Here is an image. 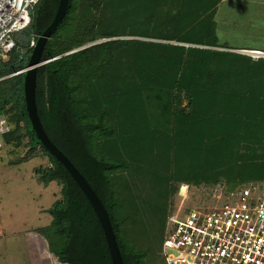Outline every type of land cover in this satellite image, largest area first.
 Here are the masks:
<instances>
[{"label":"trees","instance_id":"16d2710c","mask_svg":"<svg viewBox=\"0 0 264 264\" xmlns=\"http://www.w3.org/2000/svg\"><path fill=\"white\" fill-rule=\"evenodd\" d=\"M222 1L69 0L44 46L38 117L104 205L124 264H157L180 184L216 192L264 184V57L236 52L264 50L223 42L235 21L222 28ZM58 4L38 0L0 60V118L10 126L1 140L11 166L38 151L48 160L33 177L59 187L38 233L55 262L112 264L92 207L25 108L20 72Z\"/></svg>","mask_w":264,"mask_h":264},{"label":"built area","instance_id":"2783aa9c","mask_svg":"<svg viewBox=\"0 0 264 264\" xmlns=\"http://www.w3.org/2000/svg\"><path fill=\"white\" fill-rule=\"evenodd\" d=\"M37 2L0 0V60L16 49L15 36L29 26L30 10ZM35 44L32 40L29 48ZM248 52L254 59L264 57ZM9 130L0 118V140ZM189 189L180 184L179 197ZM161 252L166 264H264V184L223 192L211 205L180 206L167 219Z\"/></svg>","mask_w":264,"mask_h":264},{"label":"rangeland","instance_id":"374dc122","mask_svg":"<svg viewBox=\"0 0 264 264\" xmlns=\"http://www.w3.org/2000/svg\"><path fill=\"white\" fill-rule=\"evenodd\" d=\"M218 19L223 23L227 22L222 26V28L226 27V31L232 29L229 25L235 21L233 33L223 35V42L236 47L264 49V35H260V33L264 34V0H228L226 4L222 3L219 7ZM257 32L259 34L255 35ZM236 52L255 58V55L249 54L248 51L236 50ZM0 148V232L3 234L0 245L5 243L8 248V245L16 244L15 249H12L15 251L13 253L15 264H29L26 259L25 242L30 235H39L42 228L49 226L51 216L46 210L59 197V187L55 183L44 187L35 181L33 168L48 165V160L39 151L33 155L32 159L11 166L8 162L13 160V157L4 150L2 140H0ZM221 191L191 187L182 196L183 199L180 198L181 195L179 197V194L173 198V206L176 211L180 206L181 208L195 207L203 203L211 205L216 197L222 196ZM41 209L44 210L43 213H40ZM158 244H161V240ZM46 254H44L45 257ZM157 257V264H164L161 252ZM46 259L48 264H57L52 255Z\"/></svg>","mask_w":264,"mask_h":264},{"label":"water","instance_id":"95a60500","mask_svg":"<svg viewBox=\"0 0 264 264\" xmlns=\"http://www.w3.org/2000/svg\"><path fill=\"white\" fill-rule=\"evenodd\" d=\"M69 5V0H59L57 10L55 12L54 18L51 24L45 29V31L37 38L36 44L32 49L28 66L24 70L23 79V95L26 112L31 124V127L41 143L44 149L54 157L67 171V173L74 180L76 185L79 187L85 198L88 200L90 206L92 207L96 218L102 229L104 239L109 251V256L112 264H124L120 250L114 235L111 221L109 215L102 204L101 200L98 198L92 187L82 176L79 170L74 166V164L60 151L54 143L49 139L46 132L44 131L40 119L38 117L36 103H35V90H36V70L43 63L41 60V55L44 46L51 36V34L60 25L65 17Z\"/></svg>","mask_w":264,"mask_h":264},{"label":"crops","instance_id":"0c3cea01","mask_svg":"<svg viewBox=\"0 0 264 264\" xmlns=\"http://www.w3.org/2000/svg\"><path fill=\"white\" fill-rule=\"evenodd\" d=\"M228 0H223L222 3H227ZM221 3V5H222ZM221 25L223 26L225 23H227L225 21V23H223L222 21H220ZM231 22V20H230ZM229 25V24H228ZM259 33H255V35H258ZM260 35H264L261 34ZM247 48H251V49H256V50H264L262 48H258V47H247ZM261 54H264V52L259 51ZM9 164V163H8ZM35 179V178H34ZM36 181V179H35ZM37 182V181H36ZM38 183V182H37ZM44 210H40V213H43ZM33 235V236H32ZM27 238V242L26 243V248H27V257L24 254V256L26 257V259H28L29 264H48V261L46 259V257L48 258L50 256L48 249H47V245L46 242L44 241V239L42 237H40L39 235L36 234H32ZM3 234L0 232V238L2 239ZM10 240V239H8ZM3 242V241H2ZM33 244L35 245L33 247ZM16 246V244L14 245H8V248H6L5 243H1L0 245V262L1 264H15V254H13L15 251H12V249H15L14 247ZM47 253L46 257L44 256V254ZM19 264V263H17Z\"/></svg>","mask_w":264,"mask_h":264},{"label":"clouds","instance_id":"9594fccd","mask_svg":"<svg viewBox=\"0 0 264 264\" xmlns=\"http://www.w3.org/2000/svg\"><path fill=\"white\" fill-rule=\"evenodd\" d=\"M25 70V69H24ZM22 73V72H21ZM23 73H24V71H23Z\"/></svg>","mask_w":264,"mask_h":264}]
</instances>
